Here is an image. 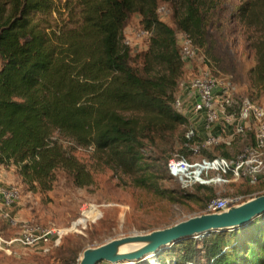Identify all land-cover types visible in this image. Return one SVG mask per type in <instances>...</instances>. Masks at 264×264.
<instances>
[{"label": "trees", "instance_id": "trees-1", "mask_svg": "<svg viewBox=\"0 0 264 264\" xmlns=\"http://www.w3.org/2000/svg\"><path fill=\"white\" fill-rule=\"evenodd\" d=\"M160 4L172 5L178 28L205 37L217 64L240 46L254 58L253 87H264V0H0V160L16 166L28 192L52 191L60 175L91 185V165L75 154L80 148L156 198L207 207L214 197L209 188L202 190L206 197L199 191L184 198L162 183L167 156L178 147L186 153L190 127L175 107L188 68L180 52L154 37L146 50L120 53L131 21L149 27ZM237 142L201 153L231 158ZM256 184L262 186L244 192L264 190ZM233 233L249 249L237 264H264V214ZM208 244L183 239L157 261L193 262ZM163 253L174 255L172 263L160 259Z\"/></svg>", "mask_w": 264, "mask_h": 264}, {"label": "built area", "instance_id": "built-area-1", "mask_svg": "<svg viewBox=\"0 0 264 264\" xmlns=\"http://www.w3.org/2000/svg\"><path fill=\"white\" fill-rule=\"evenodd\" d=\"M59 1L61 4L65 2ZM154 37L161 41L166 50L176 47L186 67L194 69L195 65L198 66L190 81L191 89L198 96L191 111L201 122V128L193 126L188 120L190 127L186 128L184 135L186 153L175 151L168 157L166 164L172 185L182 197L190 198L204 188L221 182L246 180L251 185L264 183V108L256 101L235 98L233 74L217 67L205 53L203 35L177 27L171 4H160L155 8L149 27H142L139 22L128 26L123 34L120 53L135 54L146 50ZM175 107L178 110L182 107L179 97ZM249 132L255 133L254 143L246 144L234 158L211 157L201 153V147L230 144L244 138ZM78 151L88 154L91 149L78 148ZM4 168L16 170L12 162L0 160V170ZM19 195V190L14 186H0L2 203H14ZM243 198L213 197L204 212H227L240 204ZM113 207L115 205L111 203H85L81 208L78 225L103 220L105 211ZM71 231L70 226H52L37 233L26 230L9 239L0 234V247L11 253L13 245L30 247L36 243H58ZM193 238L208 239V247L199 251L195 261L180 264H237L249 253L243 238L231 230L211 229Z\"/></svg>", "mask_w": 264, "mask_h": 264}, {"label": "rangeland", "instance_id": "rangeland-1", "mask_svg": "<svg viewBox=\"0 0 264 264\" xmlns=\"http://www.w3.org/2000/svg\"><path fill=\"white\" fill-rule=\"evenodd\" d=\"M135 22L134 18L130 25H134ZM131 29H134V26H131ZM204 50L217 67L233 74L237 100L250 99L264 108V87L255 88L250 81L249 72L254 65V58L250 54L236 45L233 53L229 54L231 60L226 59L223 64H217L208 54L207 45ZM179 98L182 103L179 110L185 115L187 104L182 99V94ZM253 138L255 133L244 141V138L237 140L238 142L234 143L231 149V158L239 155L246 144L254 143ZM178 149L177 151H180L181 147ZM75 154L80 160L91 165L93 183L87 187L76 186L64 175H60L52 191L45 194L32 193L28 192L26 186L22 184L15 169H1L5 173L3 179L8 181L0 183V186L4 188L14 186L19 190L20 195L19 199L11 204L0 201V234L9 239L26 230L37 233L52 226H71L80 217L83 205L88 202L111 203L115 207L105 211L103 220L78 225L58 243H36L30 247L13 245L10 249L11 253L0 247V264H67L73 261L77 264L80 253L86 248L115 238L166 228L191 216L205 214L206 208L198 205L165 202L145 190L135 188L132 180L120 178L111 170L103 169L98 163L91 162V154L79 151ZM162 183L168 188L177 190L169 177L168 181H162ZM247 183L246 180L221 182L209 187L210 194L213 193L214 197H230L231 199L244 197L242 202L257 194H264V190L251 195L247 194L244 192L247 187L262 186ZM210 194H205L201 190L197 195L201 198ZM66 241H71L72 244L68 246ZM155 256L156 262L149 259L147 262L145 260L137 264H159L157 261L159 255ZM160 259L172 263L174 255L163 253Z\"/></svg>", "mask_w": 264, "mask_h": 264}, {"label": "water", "instance_id": "water-1", "mask_svg": "<svg viewBox=\"0 0 264 264\" xmlns=\"http://www.w3.org/2000/svg\"><path fill=\"white\" fill-rule=\"evenodd\" d=\"M263 214L264 194L251 197L224 213L191 216L166 228L131 234L86 248L80 253L77 264H136L183 239L211 229L237 231Z\"/></svg>", "mask_w": 264, "mask_h": 264}, {"label": "crops", "instance_id": "crops-1", "mask_svg": "<svg viewBox=\"0 0 264 264\" xmlns=\"http://www.w3.org/2000/svg\"><path fill=\"white\" fill-rule=\"evenodd\" d=\"M196 70L191 68H186L185 78H183L180 89H179V96L182 94V99L187 104V114L185 117L191 122L193 126H196L198 129L201 128V122L197 120L192 111L191 106L198 100L197 94L191 89L190 80L192 79ZM19 176V175H18ZM5 177L4 170H0V183L7 182L8 180H4Z\"/></svg>", "mask_w": 264, "mask_h": 264}, {"label": "bare ground", "instance_id": "bare-ground-1", "mask_svg": "<svg viewBox=\"0 0 264 264\" xmlns=\"http://www.w3.org/2000/svg\"><path fill=\"white\" fill-rule=\"evenodd\" d=\"M80 223V221H78V219L74 222V223H72V225L70 226L71 228H72V230H74V229H76V227L78 226V224ZM76 224V225H75ZM156 255V254H155ZM155 255H151L150 256V259L152 260V261H154V262H156V256ZM104 263H108V262H104Z\"/></svg>", "mask_w": 264, "mask_h": 264}]
</instances>
